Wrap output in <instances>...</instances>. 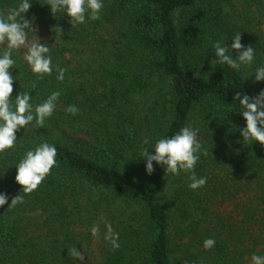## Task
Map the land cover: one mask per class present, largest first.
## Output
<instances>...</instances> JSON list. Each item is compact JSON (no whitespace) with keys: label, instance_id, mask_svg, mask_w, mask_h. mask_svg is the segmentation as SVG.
Masks as SVG:
<instances>
[{"label":"trees","instance_id":"1","mask_svg":"<svg viewBox=\"0 0 264 264\" xmlns=\"http://www.w3.org/2000/svg\"><path fill=\"white\" fill-rule=\"evenodd\" d=\"M43 2L32 0L25 18L61 28L56 41L41 40L52 43L54 64L67 72L64 81L55 73L37 81L32 95L37 103L51 91L62 95L43 127L21 129L16 149L0 154V191L9 202L19 191L10 165L34 143L55 144L58 163L23 204L0 206V264H77L69 256L71 225L92 212L86 188L97 195L96 214L119 233V248L108 243L102 264H242L261 252L264 148L241 142L244 121L232 112L237 92L255 94L249 79L215 64L211 45L239 32L257 63L264 61V33L255 29L264 0H104L100 20L76 28L67 17L53 18ZM234 2L239 10L230 11ZM15 3L0 0V11ZM17 64L10 69L13 96L35 80ZM152 89L159 97L142 115L133 99ZM69 104L77 115L65 112ZM188 123L200 128L207 152L194 169L207 183L195 191L183 173L170 182L155 162L148 175L136 160L145 137L170 136ZM226 201L229 213L215 206ZM209 237L216 244L204 250Z\"/></svg>","mask_w":264,"mask_h":264},{"label":"clouds","instance_id":"2","mask_svg":"<svg viewBox=\"0 0 264 264\" xmlns=\"http://www.w3.org/2000/svg\"><path fill=\"white\" fill-rule=\"evenodd\" d=\"M53 18L67 17L71 28L87 25L98 21L105 7L104 0H44ZM32 6V0H17L14 6L7 11H0V154L13 151L18 145L16 133L21 129L35 123L43 127L45 121L53 116L57 110L61 90L51 91L40 102H35L32 95L36 82L55 73L56 81H64L66 67L54 64L50 43L37 37V29L33 27L34 17L25 18V14ZM55 35H62L60 27L51 29ZM215 64L226 66L233 72L243 75L244 80L252 78V83L264 82V61L257 63V52L252 45L241 43V33L237 32L230 42L220 39L211 45ZM235 53V54H234ZM27 67V71L35 77L26 90L13 93V84L17 75L10 69H16L17 61ZM236 101L232 112L238 113L244 124L237 130L244 144L258 143L264 148V89L255 95L237 92L233 99ZM69 115L75 116L79 108L69 104L65 109ZM200 128L192 123L185 124L170 136L145 137L138 151V158L144 162L145 173L151 175L154 164L163 169L164 174L175 177L184 174L187 177V187L195 191L203 188L207 183L206 176H198L194 171L202 155H207L200 136ZM57 149L55 144L47 141L34 143L23 151L10 165L15 168L13 182L19 185V191L9 202V196L0 191V206L7 203L12 208L23 204L25 196L32 193L41 185L42 181L57 166ZM103 223V239L111 245L112 249L119 248V233L112 224L99 217ZM90 235L96 239L101 238L99 223L90 228ZM216 244L212 237L202 241L204 250H211ZM69 256L74 261H83L81 250L76 246L69 250ZM249 264H264V246L261 252H253L249 256Z\"/></svg>","mask_w":264,"mask_h":264},{"label":"rangeland","instance_id":"3","mask_svg":"<svg viewBox=\"0 0 264 264\" xmlns=\"http://www.w3.org/2000/svg\"><path fill=\"white\" fill-rule=\"evenodd\" d=\"M235 8L232 7V9H229L230 11L239 10L238 6L236 5V2L233 3ZM256 11V10H255ZM6 12V11H5ZM255 13V12H254ZM253 14V13H252ZM257 18L255 19L256 24V34L264 33V15L263 17L260 16V14L256 11ZM33 27L37 29L36 35L38 38H44L45 36L47 38L52 39V41H56V36L52 32L51 29L49 30L48 26H43L40 22H33ZM249 83L251 85V88L253 89L254 94H257L261 89H264V82L259 83H252V78H249ZM159 97V92L155 89H152L147 94L139 95L138 97L133 99V108L142 110L141 114L143 115V110L149 109V107L156 101V98ZM179 176L183 177V174H180ZM178 176L171 177L170 182L175 181L177 182ZM178 183V182H177ZM84 196H85V202L86 211L91 210L92 213H94V216L91 219H88L87 216L90 214H82L81 220L79 219L77 222H74L71 227L73 231L74 236V246L77 247L78 251L81 250L83 256L85 259L83 261H76L77 264H102L105 262L107 251H108V242H106L103 239V223H101L98 218L100 217L98 214H96L97 209L95 208L96 198L97 195L95 192L92 191V189L86 188L84 190ZM219 202V201H218ZM218 202H215L218 203ZM216 207H218L222 212H230L233 208V205L229 203V201L223 202L222 204H216ZM86 215V216H85ZM231 218L232 220H239L238 214L231 212ZM105 220L108 221L103 215L101 216ZM41 221V220H40ZM94 223H99L100 229H101V238L96 239L95 237H92L90 235V228L93 226ZM235 224H231L230 226L232 229H235ZM249 258V257H248ZM245 258L242 262V264H249V259Z\"/></svg>","mask_w":264,"mask_h":264}]
</instances>
